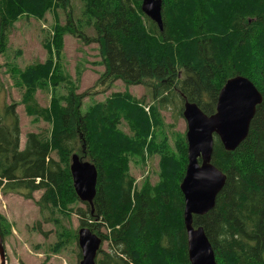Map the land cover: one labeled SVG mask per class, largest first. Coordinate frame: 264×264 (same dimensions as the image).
<instances>
[{
  "label": "trees",
  "instance_id": "trees-1",
  "mask_svg": "<svg viewBox=\"0 0 264 264\" xmlns=\"http://www.w3.org/2000/svg\"><path fill=\"white\" fill-rule=\"evenodd\" d=\"M69 1L0 0V55L21 16L44 18ZM84 1L79 24L70 17L65 25H54L46 44L48 58L14 68L12 75L23 89L26 114L48 122L50 134L30 131L21 148L20 104L8 103L7 97L1 101L0 87V192L18 193L43 212L76 211L78 229L88 227L102 244H110L111 252L100 248L96 264H191L180 189L188 144L182 136L174 152L166 139L157 140L158 106L170 103L178 92L184 102H194L211 115L225 82L243 75L261 91L263 102L248 137L235 151L225 150L215 137L213 163L227 181L215 207L194 216V224L204 227L219 264H264V0H163V31L142 12V0ZM87 25L94 27L95 36L83 33ZM68 33L84 43H98L105 65L102 80L155 82L152 95L158 106L146 107L130 93L113 92L83 112L86 93L72 90L64 101L53 95L43 106L37 92L57 87V58ZM123 123L133 134L121 128ZM73 154L97 167L93 206L84 202V207H73L79 199L70 171ZM155 154L160 155L159 181L137 186L131 157L142 160ZM39 190L43 194L36 200ZM7 227L0 213L3 239Z\"/></svg>",
  "mask_w": 264,
  "mask_h": 264
},
{
  "label": "rangeland",
  "instance_id": "rangeland-1",
  "mask_svg": "<svg viewBox=\"0 0 264 264\" xmlns=\"http://www.w3.org/2000/svg\"><path fill=\"white\" fill-rule=\"evenodd\" d=\"M84 5V0H70L65 8L60 6L56 10H49L44 18L21 16L14 25L6 51L0 55L1 101L7 97L8 103L14 101L20 104L17 110L22 130L21 148H24L26 133L34 131L48 136L51 125L26 114L24 106L21 105L23 89L15 83L12 76L14 68L24 69L29 64L44 62L48 58L46 44L51 42L54 25H65L70 17L73 23L79 24L78 20L83 18ZM82 31L88 36L96 35L92 25L84 26ZM57 63L56 66L60 69L55 74V78L58 77L59 80L57 87L55 89L47 87L37 92L38 100L43 106L49 105L53 95L60 96L64 101L70 90L73 93H86L82 98L83 112L90 105L105 101L113 92L130 93L134 98L144 100L146 107L158 106L152 95V86L156 85L153 81L146 80L142 84L127 85L123 80L112 77L102 80L105 65L96 42L87 44L77 34L68 33L64 37V45ZM183 108L184 101L178 92L170 103L158 106L159 124L155 127L157 140L166 139L174 152H178L177 142L181 137L184 136L186 140L187 121L183 115ZM121 128L133 134L128 123L127 125L123 123ZM53 156L58 158L56 153H53ZM159 160V154L147 156L142 160L139 157H131V174L136 178L137 186L145 180L153 183L159 181ZM42 194V190L36 191L35 199L39 200ZM84 206L80 199L73 204L75 209ZM51 210L41 211L35 201L25 199L18 193L0 192V213L8 222L4 237L6 264L80 263L81 248L78 237H75L80 225L79 215L76 211L68 214ZM3 226L5 227V222ZM101 230L106 231L104 227ZM109 247L108 242H103L101 248L108 251Z\"/></svg>",
  "mask_w": 264,
  "mask_h": 264
},
{
  "label": "water",
  "instance_id": "water-1",
  "mask_svg": "<svg viewBox=\"0 0 264 264\" xmlns=\"http://www.w3.org/2000/svg\"><path fill=\"white\" fill-rule=\"evenodd\" d=\"M162 9L163 0H142V12L157 24L160 31L164 29ZM262 102L261 91L243 75L231 77L225 82L218 95L216 111L211 115L194 102H184L188 164L180 189L185 197L183 220L191 264H219L204 227L194 224V216L205 215L215 207L227 181V174L213 163L215 137L219 138L225 150L235 151L248 137L257 106ZM70 171L78 198L93 206L98 181L96 165L73 154ZM78 243L82 256L79 264H96L102 238L90 228L81 227ZM0 264H6L1 233Z\"/></svg>",
  "mask_w": 264,
  "mask_h": 264
},
{
  "label": "bare ground",
  "instance_id": "bare-ground-1",
  "mask_svg": "<svg viewBox=\"0 0 264 264\" xmlns=\"http://www.w3.org/2000/svg\"><path fill=\"white\" fill-rule=\"evenodd\" d=\"M191 23V22H190ZM255 34V33H254ZM137 123V122H136ZM138 125V124H137ZM137 130V129H136ZM263 142V141H262ZM127 151V150H126ZM128 152V151H127ZM172 184V183H171ZM184 199H185V197H184ZM252 234V233H251ZM243 258V257H242Z\"/></svg>",
  "mask_w": 264,
  "mask_h": 264
},
{
  "label": "crops",
  "instance_id": "crops-1",
  "mask_svg": "<svg viewBox=\"0 0 264 264\" xmlns=\"http://www.w3.org/2000/svg\"><path fill=\"white\" fill-rule=\"evenodd\" d=\"M21 139H22V136H21Z\"/></svg>",
  "mask_w": 264,
  "mask_h": 264
}]
</instances>
